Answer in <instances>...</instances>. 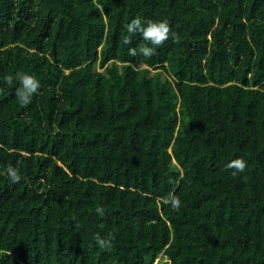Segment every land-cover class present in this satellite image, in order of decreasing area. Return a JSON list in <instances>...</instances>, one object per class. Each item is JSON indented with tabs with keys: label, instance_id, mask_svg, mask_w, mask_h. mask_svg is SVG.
Wrapping results in <instances>:
<instances>
[{
	"label": "trees",
	"instance_id": "obj_1",
	"mask_svg": "<svg viewBox=\"0 0 264 264\" xmlns=\"http://www.w3.org/2000/svg\"><path fill=\"white\" fill-rule=\"evenodd\" d=\"M160 256L264 264V0H0V264Z\"/></svg>",
	"mask_w": 264,
	"mask_h": 264
},
{
	"label": "clouds",
	"instance_id": "obj_2",
	"mask_svg": "<svg viewBox=\"0 0 264 264\" xmlns=\"http://www.w3.org/2000/svg\"><path fill=\"white\" fill-rule=\"evenodd\" d=\"M126 30L130 35L123 38V42L125 44H131V34H135L137 32L141 33L142 38L148 42L141 45L139 50L136 48H129L128 55L130 56L143 55L150 58L155 54L156 48L162 46L170 38V36L175 39V34L172 33L169 23L166 20H149L146 22L145 26V21H143L141 17L137 16L126 25ZM149 45H152V47ZM17 78L21 84V87L16 90L18 101L21 105L27 106L31 103L32 96L39 91L40 82L35 76L26 73H17ZM3 79L5 83L9 85L13 83V77L11 75L5 76ZM246 167L247 163L242 157L237 158L226 165V168L235 169V171L232 172V175L234 176L237 175L238 172H243ZM7 174L13 183L19 182L21 179L18 168L9 167L7 169ZM179 205L180 201L178 199L173 201L174 208L178 209ZM96 211L99 215H103V209L100 206L97 207ZM94 238L97 241L98 246L101 248L110 247L113 239L111 234L108 239H105L101 237L99 233L95 234Z\"/></svg>",
	"mask_w": 264,
	"mask_h": 264
},
{
	"label": "rangeland",
	"instance_id": "obj_3",
	"mask_svg": "<svg viewBox=\"0 0 264 264\" xmlns=\"http://www.w3.org/2000/svg\"><path fill=\"white\" fill-rule=\"evenodd\" d=\"M153 73V71H152ZM154 264H169V260L164 258L163 256H160L155 262Z\"/></svg>",
	"mask_w": 264,
	"mask_h": 264
}]
</instances>
